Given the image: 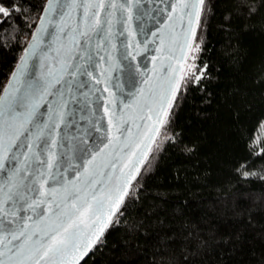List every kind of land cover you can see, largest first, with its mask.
I'll return each instance as SVG.
<instances>
[{
    "label": "snow or ice",
    "instance_id": "obj_1",
    "mask_svg": "<svg viewBox=\"0 0 264 264\" xmlns=\"http://www.w3.org/2000/svg\"><path fill=\"white\" fill-rule=\"evenodd\" d=\"M151 2L46 0L43 5L39 24L18 58L8 85L0 92V173H4L0 176V264H80L90 252L102 247L106 242L103 239L106 231L122 222L126 199L131 196L134 187L133 181L139 184L140 167L136 168L123 189L119 177L115 186H111L112 173L103 171L107 168L115 171V161L123 159L125 150L134 142L131 130L125 127L128 120H142L143 117L136 114L147 108L149 120L153 119L151 113L156 114L159 127L155 131L159 135L161 127L171 123L174 109L181 103L182 82L186 92L189 82L198 86L207 78L208 65H197L195 61L198 57L194 55L193 63H181L183 74L180 76H176L175 69L169 67V75L163 82L154 85L146 78L144 84L149 87L141 89L132 104L117 101L105 86L103 91L108 93V97L97 99L103 100L104 115L108 118L107 143H104L103 134L97 138L100 144L95 149L81 139V147H74L84 163H73L69 158L67 167L63 171L59 169L58 156L54 151L57 139L53 133L58 134L61 125L71 115L67 110L65 91L72 93L74 81L77 88H87L88 82L81 79L85 76L94 80L96 85L102 82L94 75L98 63L93 58V52L99 54L109 45L116 48L113 28L115 23L122 22L117 18L118 14L122 17L127 13L128 22H131L133 10L138 20L155 18L154 13H165L166 22L161 20L160 28L148 30L153 38L159 35L160 46L156 51L161 60H171L174 58V46L179 41L187 60L188 53L193 51L198 29L213 8L211 0H160L165 8H148ZM231 3L232 13L225 17L226 21H230L232 15L251 19L259 11L257 4L264 7V0H231ZM27 11L21 0H0V28L10 24L13 33L18 31L15 18L20 16L26 22L28 18L24 14ZM3 32L8 33L9 29H3ZM52 41L57 42L59 47L55 61L49 65L47 52ZM152 42L145 35L144 51H148V44ZM185 45L188 52H184ZM120 46L124 49L122 54L125 58L132 55L135 59L139 55V45L136 55L128 51L131 44L125 45L121 41ZM194 51H201L199 44L195 45ZM152 59L155 71L157 57ZM100 60L104 61L105 57L101 56ZM29 61L35 62V70L31 72ZM65 76L71 79L66 81ZM92 91L89 89L82 95L88 98ZM45 106L46 121L41 119V109ZM98 124L97 121L93 126L96 132L101 133ZM125 132H128L127 136ZM187 151L192 149L187 148ZM255 154L264 155V149ZM140 164L143 165L144 161L141 160ZM127 167L128 163H125L120 168L121 176ZM73 169L74 177L65 175ZM235 171L243 180L258 179L264 183V174L249 171L246 163H241ZM105 176L107 181L102 179ZM261 202H264V193L254 195L252 207L246 210L247 223L252 227L256 226L252 220L256 214L255 206ZM178 215L173 213V217ZM240 219H245L243 212ZM153 227L157 235V259L154 264H205L214 246L231 245L229 253L235 254L243 240V233L239 231L221 236L219 228H212L205 233L198 226L163 216L156 217ZM143 228L141 221L132 226V231L140 232ZM220 259L221 264H226L223 255Z\"/></svg>",
    "mask_w": 264,
    "mask_h": 264
},
{
    "label": "trees",
    "instance_id": "obj_2",
    "mask_svg": "<svg viewBox=\"0 0 264 264\" xmlns=\"http://www.w3.org/2000/svg\"><path fill=\"white\" fill-rule=\"evenodd\" d=\"M21 3L28 9L27 21L17 16L14 33L10 24L0 28V92L46 0ZM211 4L184 63H193L192 56H197V65H208L207 78L198 86L189 82L186 92L182 82L181 103L149 150L139 184L133 181L122 222L107 230L104 245L80 264H154L157 216L185 221L205 233L212 228H219L221 236L243 233L235 254L229 253L231 245L214 246L205 264H221V255L226 264H264V202L255 206L256 226L246 220L252 197L264 193V183L243 180L235 171L246 163L249 171L264 174V155L255 154L264 149V7L257 4L259 11L251 19L232 15L226 21L231 0ZM196 44L199 53L194 51ZM174 212L179 215L173 217ZM241 212L245 219H240ZM141 221L144 228L132 231Z\"/></svg>",
    "mask_w": 264,
    "mask_h": 264
},
{
    "label": "water",
    "instance_id": "obj_3",
    "mask_svg": "<svg viewBox=\"0 0 264 264\" xmlns=\"http://www.w3.org/2000/svg\"><path fill=\"white\" fill-rule=\"evenodd\" d=\"M147 7L165 8L166 6L161 3L160 0H152ZM133 12L134 15L131 22H128L127 13H124L122 17L118 14L117 18L121 19L122 22L115 23L113 28V32L116 34L113 43L116 44V48L113 49L111 45H109L106 50H101L99 54H96L95 51L93 52V58L98 63V66L95 68L94 75L102 82L99 85H96L94 80L85 76L81 79L88 82L87 88H77L75 86L76 82L74 81L72 93L69 94L65 91V97L68 100L67 110L71 113V115L67 118L65 123L61 125V128L58 130V134L53 133L57 139V145L54 151L57 153V164L61 171L67 167L69 158H72L73 163H84V161L79 159L80 154L75 150V147H81L79 144L81 139L88 141V146L95 149L96 146L100 144V141L97 138L103 134L105 136L104 143H107V136L109 135L108 118L104 115L103 100L97 99L101 96L105 98L108 97V93L103 91L105 86H107L109 91L114 94L117 101L124 100L128 104H132L134 99L139 95L140 90H147L149 87L144 84V80L146 78L150 79L151 83L154 85L163 82L165 77L169 75V67L175 69L176 76L181 75L180 65L181 63H185V59L179 46L180 42L178 41L177 45L174 46L175 51L172 54L174 57L173 59L169 60L164 58L161 60L160 54L156 51V49L160 46L159 35L156 38H153L148 33L149 29L155 30L161 27L159 22L161 20H165L166 14L159 13L156 15L154 13L153 16L155 18L143 17L138 20L135 17V10H133ZM38 24L39 20L36 26ZM177 31H179V28H177ZM120 32H123V35H119ZM129 33H132V35ZM145 35H147L148 40L153 41L148 44V51H144ZM30 40L31 37L28 43ZM121 41H123L125 45L131 44L128 51L132 52L133 55H136L137 45H139V55H136L135 59L132 58V55H128L125 58L122 54L124 49L120 46ZM64 42L66 43V40ZM58 47L59 44L57 42H51V49L47 52V56L49 58L47 63L49 65H52L53 61H55L57 57L56 49ZM184 52H188L186 45L184 46ZM101 56L105 57L104 61L100 60ZM109 56L111 59H108ZM154 56L157 57L155 61V71L152 59ZM29 64V71L31 72L35 70L33 67L35 62L29 61ZM36 74L39 75V71H37ZM9 79L5 86L8 85ZM69 79H71V77L65 76L66 81ZM89 89H93V91L90 93L89 97L86 98L82 95V93L88 91ZM95 89H98V91ZM73 97L76 98L74 99ZM119 107L122 108L123 105H119ZM46 111V106L41 109V119L45 121L47 120V116L44 115ZM125 111H131V109H126ZM136 115L142 116L143 119H129L128 123L125 125L126 128L131 130V134L134 139L131 147L125 150L123 159L115 161L117 165L115 171L111 168L103 169L105 172L112 173L111 186H115L117 177L120 178L119 183L121 189H123L127 180L131 178V175L135 174L136 168H141L142 165L140 164V161L145 160V154L149 153V150L157 137L155 129L156 127H159V124L156 121V114L151 113L153 119L149 120L148 116L150 113L148 109L145 108L143 112ZM97 121L99 122L98 126L102 129L101 133L96 132L95 127L93 126ZM116 135H119V133H116ZM124 135L127 136L128 132H125ZM73 137L76 139H73ZM153 137H155V139H153ZM137 145H139V147H137ZM133 152L135 153L134 155H132ZM129 156H131L130 162ZM125 163H128V167L124 169V175L121 176L120 168L123 167ZM82 170L83 169L81 167L80 171ZM2 175H4V173H0V176ZM65 175L68 177H74L75 170L73 169L68 171ZM57 178L59 179V177ZM102 179L105 181L108 180L106 176ZM49 183L52 182L50 181Z\"/></svg>",
    "mask_w": 264,
    "mask_h": 264
},
{
    "label": "rangeland",
    "instance_id": "obj_4",
    "mask_svg": "<svg viewBox=\"0 0 264 264\" xmlns=\"http://www.w3.org/2000/svg\"><path fill=\"white\" fill-rule=\"evenodd\" d=\"M263 128H264V124H263ZM262 132V130H260V133Z\"/></svg>",
    "mask_w": 264,
    "mask_h": 264
}]
</instances>
